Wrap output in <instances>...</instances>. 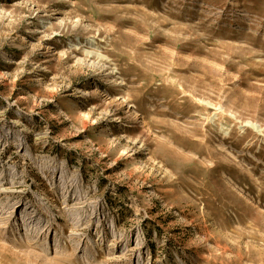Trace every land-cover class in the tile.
Wrapping results in <instances>:
<instances>
[{
	"label": "rangeland",
	"instance_id": "374dc122",
	"mask_svg": "<svg viewBox=\"0 0 264 264\" xmlns=\"http://www.w3.org/2000/svg\"><path fill=\"white\" fill-rule=\"evenodd\" d=\"M0 264H264V0H0Z\"/></svg>",
	"mask_w": 264,
	"mask_h": 264
}]
</instances>
